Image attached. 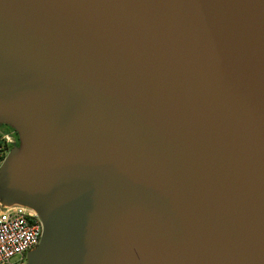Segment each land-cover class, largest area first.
I'll return each instance as SVG.
<instances>
[{"label": "water", "instance_id": "95a60500", "mask_svg": "<svg viewBox=\"0 0 264 264\" xmlns=\"http://www.w3.org/2000/svg\"><path fill=\"white\" fill-rule=\"evenodd\" d=\"M11 117L27 264H264V0H0Z\"/></svg>", "mask_w": 264, "mask_h": 264}, {"label": "built area", "instance_id": "2783aa9c", "mask_svg": "<svg viewBox=\"0 0 264 264\" xmlns=\"http://www.w3.org/2000/svg\"><path fill=\"white\" fill-rule=\"evenodd\" d=\"M6 143L11 142L5 136ZM5 142L0 144V167ZM43 222L37 212L21 203L6 204L0 198V264H27L28 254L43 236Z\"/></svg>", "mask_w": 264, "mask_h": 264}, {"label": "rangeland", "instance_id": "374dc122", "mask_svg": "<svg viewBox=\"0 0 264 264\" xmlns=\"http://www.w3.org/2000/svg\"><path fill=\"white\" fill-rule=\"evenodd\" d=\"M31 124L24 118L22 117H11V118H6L5 121L0 120V139L4 138L6 139L5 136H9V139L11 142H13L14 140H16L15 135H17V137H19V143H22V139H21V134L23 131L25 132H30L31 131ZM12 130L11 133H6V130ZM3 130V132H1ZM31 133V132H30ZM18 145L17 147H20L21 145ZM14 148V147H13ZM12 148V149H13ZM11 149V150H12ZM6 152V157L8 156V154L10 153V151ZM3 164V163H2ZM6 172L0 171V176H5ZM1 196V193H0ZM152 256L149 254H144L141 253V255H136L135 260L133 261L132 264H155V259L154 261H152Z\"/></svg>", "mask_w": 264, "mask_h": 264}, {"label": "bare ground", "instance_id": "6f19581e", "mask_svg": "<svg viewBox=\"0 0 264 264\" xmlns=\"http://www.w3.org/2000/svg\"><path fill=\"white\" fill-rule=\"evenodd\" d=\"M21 138H22L21 146L20 147L16 146L10 151V153L8 154V156L3 162V169H6L9 166V163L11 162V160H13L14 158L18 156L23 155L26 152L29 141H30V132L23 131L21 134ZM3 202L6 204H10V203H15L16 200L11 195L6 194V196L3 198ZM26 206L30 208V210L36 212V209L34 207L27 205V204Z\"/></svg>", "mask_w": 264, "mask_h": 264}, {"label": "trees", "instance_id": "16d2710c", "mask_svg": "<svg viewBox=\"0 0 264 264\" xmlns=\"http://www.w3.org/2000/svg\"><path fill=\"white\" fill-rule=\"evenodd\" d=\"M12 130H6V133H11ZM15 139L13 142H8L6 143L5 139L4 138H1L0 139V144L4 143L5 142V152H4V155L2 156V160H4L6 158V152L11 150L13 147H16L18 146L20 143H19V137H17V135H15Z\"/></svg>", "mask_w": 264, "mask_h": 264}, {"label": "flooded vegetation", "instance_id": "af4514ba", "mask_svg": "<svg viewBox=\"0 0 264 264\" xmlns=\"http://www.w3.org/2000/svg\"><path fill=\"white\" fill-rule=\"evenodd\" d=\"M4 130H6V129H4ZM1 132H3V130Z\"/></svg>", "mask_w": 264, "mask_h": 264}]
</instances>
